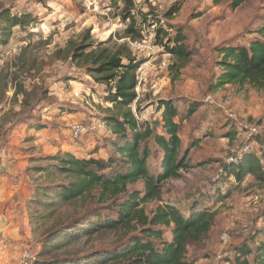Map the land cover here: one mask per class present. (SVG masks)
Wrapping results in <instances>:
<instances>
[{"label": "rangeland", "instance_id": "rangeland-1", "mask_svg": "<svg viewBox=\"0 0 264 264\" xmlns=\"http://www.w3.org/2000/svg\"><path fill=\"white\" fill-rule=\"evenodd\" d=\"M177 1L135 0V25L143 29L137 37L128 34L132 21L124 19L123 1L0 0V12L7 10L28 22L4 31L0 20V190L18 197L20 204L22 200L29 203L24 207L26 221L20 224L24 236L30 235L23 251L36 253L38 264H99L101 255L125 239L121 231L76 240L66 238L72 233L69 231L54 241L47 239L52 228H62L96 207L97 192L62 207L45 226L35 224L34 211L42 210L31 204L46 181L36 168L50 164L47 157L73 152L82 158L108 159L115 154L110 143L117 137L102 120L118 112L107 102L114 82L105 80L116 72H88L113 57L124 64L129 59L142 63L136 72L137 98L130 106L138 123L160 126L162 110L158 112L157 107L163 100L173 99L183 113L179 159H186L187 168L180 171V178L161 184L159 199L141 203L145 213L152 217L158 207L167 204L183 214L193 206L217 211L208 236L189 245L186 258L191 264H229L239 248L248 246L255 252L257 245L264 243V89L214 88L215 77L221 74L217 49L247 46L257 37L256 32L264 26V0H247L236 10L212 0H183L180 13L167 19ZM159 18L167 21L162 29L168 37L177 28L184 32L186 45L193 52L186 66L180 67L158 45L157 31L151 25ZM168 37L163 35L160 41L166 42ZM209 96L214 105L206 104ZM192 104L198 105V110L186 120V110ZM73 121L86 128L80 139L70 132ZM149 141L152 154L147 167L157 172L161 153ZM250 152L261 160V173L240 184L234 177L222 176L225 164ZM61 181L68 182L56 177L57 183ZM144 188L143 181L128 186L141 197ZM156 229L163 232L164 240L172 239L170 229ZM224 235L228 237L225 243Z\"/></svg>", "mask_w": 264, "mask_h": 264}, {"label": "trees", "instance_id": "trees-1", "mask_svg": "<svg viewBox=\"0 0 264 264\" xmlns=\"http://www.w3.org/2000/svg\"><path fill=\"white\" fill-rule=\"evenodd\" d=\"M114 1L124 2V19L132 21L128 34L141 37L143 29L141 26L136 27L132 13L135 0ZM212 1L215 5L229 4L231 10H236L247 0ZM182 6L183 0L177 1L166 14V18L171 20L180 13ZM0 20L6 25H3L4 31L9 30L8 27L12 29L27 22L7 10L0 12ZM256 34L257 37L247 46L217 49L221 57L218 61L221 74L215 77V89L230 85L250 87L257 91L264 89V26L258 29ZM163 35L169 36L167 31L158 29V45L163 46L174 61L180 63V67L186 66L191 61L193 52L186 45L184 32L177 28L166 42L160 41ZM141 64V61L136 59H129L128 63L124 64L121 58L113 57L88 70L91 74L99 75L116 72L105 77V80L114 82L107 102L118 112L102 120L109 133L117 137L110 143L115 154L108 159L82 158L73 152L47 157L45 160L50 164L36 168L41 174V179L45 177L46 181L40 185L36 198L31 203L35 209L42 210L41 213L34 211V221L36 225L45 226L60 213L62 207L75 204L97 192L98 198L94 199L96 202L93 203L96 207L85 210L80 217L62 228H52L47 233V239L54 241L60 238L62 233L69 231L72 233H67L66 238L75 240L84 235L90 236L104 231H121L125 239L111 252L101 255L99 264H191L186 258L189 245L200 243L208 236L217 211L208 206L200 209L193 206L188 214H183L175 206L167 204L158 207L153 216L149 217L141 207V203L159 199L161 184L180 178V171L187 168L186 159H179L182 149L180 131L183 113L178 111L176 102L170 99L159 103L157 111L162 110V121L156 128L148 123H138L130 110L131 104L137 98L136 72ZM197 110L198 105H190L184 118L190 119ZM149 140L153 141L161 153L160 169L157 172L147 167L152 154ZM262 170L261 160L250 152L241 156L239 164L224 165L222 176L225 174L228 178L234 177L240 184L246 177L257 176ZM56 177H63L68 182L57 183ZM139 181L145 184L142 197L139 191L128 190L129 185ZM158 227L170 229L172 239L164 240L163 232L156 229ZM138 231L140 235L134 234ZM53 248L55 249V245ZM236 254L234 261L229 264H264V243H259L255 252L248 246H243ZM251 255L253 262L250 260Z\"/></svg>", "mask_w": 264, "mask_h": 264}, {"label": "crops", "instance_id": "crops-1", "mask_svg": "<svg viewBox=\"0 0 264 264\" xmlns=\"http://www.w3.org/2000/svg\"><path fill=\"white\" fill-rule=\"evenodd\" d=\"M22 201L20 204L18 197H12L9 193L4 194V189L0 190V207L3 205L6 207L0 211V264H17L23 252V243H26V246L29 242V234L26 233L24 236L23 228H20V224L26 221L24 207L28 203L25 200ZM10 236L11 241L8 239ZM7 241L11 244H7ZM12 242L16 243L12 244Z\"/></svg>", "mask_w": 264, "mask_h": 264}, {"label": "built area", "instance_id": "built-area-1", "mask_svg": "<svg viewBox=\"0 0 264 264\" xmlns=\"http://www.w3.org/2000/svg\"><path fill=\"white\" fill-rule=\"evenodd\" d=\"M166 22L167 21H166L165 18H159L156 22L152 23L151 27H152V29L154 31H157L158 32V29L163 28V27L166 26ZM77 97H79L78 94H77ZM206 104H208V105H214L215 104V101L213 100L212 97L209 96L206 99ZM232 117L234 118L235 115H232ZM69 127H70V132H71L73 138H75V139L82 138V136L84 135V133L86 131V128L83 125H81L80 123L75 122V121L71 122V124H70ZM247 128L251 132H257L256 129H251L250 127H247ZM241 156L242 155L236 157L235 159H232V161L234 162L232 164H234V165L239 164V161H240ZM229 164H231V163H229ZM225 165H228V164H225ZM222 174H223V169H222ZM222 241L224 243L227 242L228 241V237L226 235H224L222 237ZM38 263H39V256L36 253L32 252L31 250L26 249V250H24L22 252V254H21V256H20L17 264H38Z\"/></svg>", "mask_w": 264, "mask_h": 264}]
</instances>
